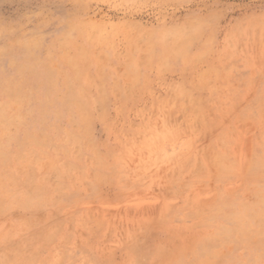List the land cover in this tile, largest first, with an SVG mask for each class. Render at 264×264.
I'll use <instances>...</instances> for the list:
<instances>
[{
    "label": "rangeland",
    "instance_id": "obj_1",
    "mask_svg": "<svg viewBox=\"0 0 264 264\" xmlns=\"http://www.w3.org/2000/svg\"><path fill=\"white\" fill-rule=\"evenodd\" d=\"M0 264H264V0H0Z\"/></svg>",
    "mask_w": 264,
    "mask_h": 264
}]
</instances>
